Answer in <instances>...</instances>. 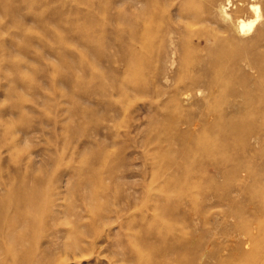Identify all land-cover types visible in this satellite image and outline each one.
<instances>
[{"label": "rangeland", "instance_id": "1", "mask_svg": "<svg viewBox=\"0 0 264 264\" xmlns=\"http://www.w3.org/2000/svg\"><path fill=\"white\" fill-rule=\"evenodd\" d=\"M242 3L0 0L18 10L0 8V195L29 174L41 198L22 212L34 222L16 253L0 221L3 264H139L142 252L146 262L264 264V0ZM252 4L261 19L240 35L234 20L252 18ZM188 5L206 24L184 18ZM189 21L237 53L215 60L205 38L185 44ZM235 107L236 130L211 129ZM204 138H216L212 156ZM95 172L104 188L85 200ZM72 224L84 256L60 248Z\"/></svg>", "mask_w": 264, "mask_h": 264}, {"label": "bare ground", "instance_id": "2", "mask_svg": "<svg viewBox=\"0 0 264 264\" xmlns=\"http://www.w3.org/2000/svg\"><path fill=\"white\" fill-rule=\"evenodd\" d=\"M242 4L241 6H243L245 3H246V0H242ZM184 3V2H183ZM187 3V2H186ZM1 7L0 8H3V10L6 11L7 14H10L11 16H13L14 18H16L18 16V10L15 9V8H12L11 10L8 9L10 6L7 5V4H2L0 5ZM224 7V6H223ZM250 9L255 13V15L252 17V18H249V19H244V18H237L236 20H234V23L236 24V27H237V31L240 35H245L247 33H251L254 28L256 27V25L259 23L260 19H261V16L259 14V6L255 5V4H252L250 6ZM185 12L183 14L184 18H185V14H188V18L189 19H192L193 21L197 22V23H201V24H206V20L204 18H202L201 16V13L199 11L198 8L196 7H192V5H188L186 6L185 8ZM227 10V9H226ZM224 15V14H223ZM227 15V17L229 19H232L233 18L229 15V14H225ZM182 16V17H183ZM227 18V19H228ZM151 24V23H150ZM153 24V23H152ZM189 24V25H188ZM188 24L186 25V29L185 30V36L186 39H185V44L188 43V44H191V41L193 39V37L197 36L198 38H205V42L207 44H209V49L211 50V52H213V54L215 55V60L219 59L221 57H224L226 59V56L233 55L237 53L238 51V45L235 43V42H231V38H225V37H219V35H214V34H210L209 32H205L204 29H199L198 31H194V28L193 26H195L194 24H192L190 21L188 22ZM19 25V24H18ZM191 26V27H190ZM189 27V28H188ZM143 37V36H142ZM140 37V38H142ZM143 38H142V41L141 43H145L143 42ZM144 41L148 42L147 39H145ZM190 47V46H189ZM131 48V47H130ZM264 48V46H263ZM189 48H187V53H189L190 49L188 50ZM143 50V49H141ZM132 53V51H130ZM137 53L136 52H133V56H136ZM130 57V56H129ZM141 60H142V57H140ZM172 58H173V55H172ZM133 60V57L131 56V58ZM136 59V58H134ZM139 59V57H138ZM140 60V59H139ZM137 60V61H139ZM135 62V60H133ZM186 61L188 62V59L187 57L186 58H183L181 60V63L183 64H186ZM196 61V59H195ZM219 61V60H218ZM194 62V61H192ZM199 62V61H198ZM218 63V62H217ZM221 65V64H220ZM219 66V65H217ZM132 67V66H131ZM252 68V67H251ZM255 68V67H254ZM219 70V69H218ZM217 70V71H218ZM135 72V71H134ZM219 72V71H218ZM136 74V73H135ZM199 80V79H197ZM196 80V81H197ZM181 90V89H180ZM212 97V96H211ZM173 100V99H172ZM222 101V100H221ZM258 101V100H257ZM257 101H255L253 103V101L250 103V110L251 112H253L252 114H257L258 112V108L256 106V103ZM179 102V101H178ZM171 103V102H170ZM255 104V105H254ZM168 105V104H167ZM181 105V104H180ZM219 108V107H218ZM217 109V112L219 111V109ZM239 107H235L234 108V114L231 115L229 118L228 116L224 118V122L223 124L220 126L218 125H213L214 127H212L211 129L212 130H216L217 132H219V134L221 133H224L226 131H230V130H236L237 127L239 126ZM220 110H221V107H220ZM223 110V109H222ZM84 113V112H83ZM170 113V112H169ZM218 114V113H217ZM221 118V117H220ZM249 119V118H248ZM174 122V121H173ZM177 122V121H176ZM172 123V122H171ZM158 124V123H157ZM176 125V124H175ZM209 129V127H208ZM214 134V132H213ZM216 134V133H215ZM224 135V134H223ZM229 135V134H228ZM221 136V135H220ZM219 136V137H220ZM214 138V137H213ZM260 138V139H259ZM221 139V138H220ZM258 141H263V138L262 137H258L257 138ZM216 140V138L214 139ZM214 140H210V138L206 141V139H202L201 141L199 140L197 143V145L202 149L203 151L205 152V154H207V156H212V153H213V148H211V145H214L213 142H216ZM213 141V142H212ZM221 144H215V146L217 147V150L218 149H221L223 148V144L221 141H219ZM210 144V146H209ZM222 145V146H221ZM221 146V148H219ZM198 148V147H197ZM196 148V149H197ZM195 149V148H194ZM195 149V150H196ZM193 150V149H192ZM216 150V151H217ZM223 150V149H222ZM221 150V151H222ZM220 151V150H219ZM218 151V152H219ZM108 152V151H107ZM195 152V151H194ZM106 154L107 153H99L97 154V156L95 157L97 159V161L101 162V163H106V164H109L110 166V169H109V172L111 173L112 176L116 177L117 176V173L116 171V167H115V164H114V161L110 162V159H106ZM219 155V154H218ZM223 155V154H222ZM213 159V158H212ZM216 159V157L214 158V160ZM223 159V158H222ZM221 159V160H222ZM211 160V159H210ZM213 160V161H214ZM206 161V160H205ZM216 161V160H215ZM218 161V159H217ZM219 163V162H218ZM214 164V162H213ZM217 164V163H216ZM223 164V163H222ZM218 166V165H217ZM118 167V166H117ZM219 167V166H218ZM221 167V166H220ZM227 169V168H226ZM223 170V168H222ZM236 170L238 171V169L236 168ZM240 170V169H239ZM200 171V170H199ZM227 171V170H226ZM244 171V170H241V172ZM184 173V172H183ZM192 171L188 174H191ZM239 173V172H238ZM29 175V174H28ZM28 175H26V177H22L21 178V182H19V184H17L18 186L15 187L14 185L7 191L5 192L4 194L0 195V221L3 220L4 218L7 219V224L10 225L9 227V232L5 235V238L8 239V241H10L11 243H13L15 246L12 248L11 251H13L14 253H16V249L19 250L20 248V244L21 242L27 238L28 234H30L28 231L30 229V226H33V222L34 220L32 219H25L22 215V212L23 211H29V212H32L38 208H40V205H41V198L37 197L36 195V192L33 191V187H32V190H28L27 189V186H25L27 184L26 180L28 179ZM95 178L94 180H92V182L90 183V185L88 186V191L85 195V200H89L94 193H100V190L102 188H104V179H102V177H99L98 175V172H95ZM187 175V174H186ZM111 176V178H112ZM119 176V175H118ZM83 177V176H82ZM239 178V177H238ZM200 180V179H199ZM207 181V180H206ZM26 182V184H25ZM196 182V181H194ZM198 182V181H197ZM202 182V181H201ZM193 183V182H192ZM188 186V185H187ZM190 187V185L188 186ZM192 187V186H191ZM179 188V186H178ZM104 190V189H103ZM178 190V189H177ZM176 190V191H177ZM184 190V188H183ZM172 191V190H170ZM169 191V192H170ZM175 191V192H176ZM188 191V190H187ZM179 192H180V189H179ZM178 193V192H177ZM172 195V194H171ZM46 197V196H45ZM171 197V196H170ZM51 200V199H50ZM168 200V199H167ZM197 206V204H196ZM14 209V213L12 214H9V211H12ZM160 209V208H159ZM2 222H0V228L2 227ZM73 226L70 227L69 230H67L66 232L64 233H60V234H57L56 236L59 238H64V242L62 243V245L60 246V248L62 247L63 248V251L65 252H68V253H75L74 255L76 256H84L86 253L88 254L89 253V250L87 249V251H84L85 249L83 248L82 246V243L80 241V239L78 238V235L80 234L78 229H77V226L72 224ZM177 225V224H176ZM173 227H168L167 228V232L168 233H172V231L176 230L174 229ZM184 230V229H183ZM187 230V229H186ZM247 231V234L249 235V237H251V232H250V229H246ZM55 234V233H54ZM178 236L176 237L177 239H175V241L177 240V244H178V241L179 239L185 235V233H182V231L179 229L178 231ZM67 240H70L67 241ZM67 241V242H66ZM183 244V243H182ZM53 245L52 244V248H53ZM8 246H10L8 244ZM46 248H48L47 245H45ZM51 246V245H50ZM11 247V246H10ZM59 247V246H58ZM57 247V248H58ZM147 247L149 248V251L152 253L155 251V248L152 244L148 243L147 244ZM179 247V246H178ZM7 248V247H6ZM45 248V247H44ZM45 248V249H46ZM159 248V247H158ZM9 249V248H8ZM53 250V249H52ZM22 251V250H21ZM44 251V250H43ZM147 251V253L149 252ZM122 252V251H121ZM160 252H162L160 250ZM50 253V252H49ZM139 253V252H138ZM150 254V253H148ZM50 255H53V254H50ZM49 255V256H50ZM140 255V254H139ZM16 256V254H15ZM157 256V255H156ZM46 256H44L43 258H45ZM144 257H145V254L144 252L141 253V255L138 257V261H139V264H174V263H177L176 262V258L172 257V254H166V255H163L162 256V253L160 255V258L159 260H157L156 262H149V261H145L144 260ZM41 258V257H40ZM46 259V258H45ZM44 259V260H45ZM49 259V258H48ZM132 259V258H131ZM41 260H43L41 258ZM39 261V260H37ZM47 262V261H46ZM45 264H48L46 263ZM37 263H40V262H34L33 264H37ZM132 263V262H131ZM188 263V262H187ZM201 263V262H200ZM198 263V264H200ZM0 264H3L1 261H0ZM31 264V263H30ZM40 264H44L43 261H41ZM196 264V263H195Z\"/></svg>", "mask_w": 264, "mask_h": 264}]
</instances>
